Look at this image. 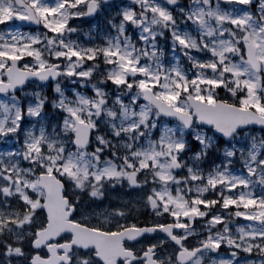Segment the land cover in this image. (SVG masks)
<instances>
[{"label":"snow or ice","instance_id":"1","mask_svg":"<svg viewBox=\"0 0 264 264\" xmlns=\"http://www.w3.org/2000/svg\"><path fill=\"white\" fill-rule=\"evenodd\" d=\"M0 264H264V0H0Z\"/></svg>","mask_w":264,"mask_h":264},{"label":"rangeland","instance_id":"2","mask_svg":"<svg viewBox=\"0 0 264 264\" xmlns=\"http://www.w3.org/2000/svg\"><path fill=\"white\" fill-rule=\"evenodd\" d=\"M184 2H186V0H184ZM92 22L89 21H85V23L81 26L82 28H84L85 30H87ZM81 38L82 39H87L86 37L83 36V32H81ZM63 83V82H62ZM48 91H51V88L48 89ZM189 138L191 139V133L189 134ZM195 141H193V146L195 145Z\"/></svg>","mask_w":264,"mask_h":264},{"label":"flooded vegetation","instance_id":"3","mask_svg":"<svg viewBox=\"0 0 264 264\" xmlns=\"http://www.w3.org/2000/svg\"><path fill=\"white\" fill-rule=\"evenodd\" d=\"M147 216V214L145 213V217Z\"/></svg>","mask_w":264,"mask_h":264}]
</instances>
